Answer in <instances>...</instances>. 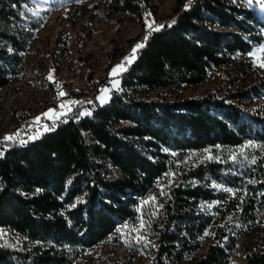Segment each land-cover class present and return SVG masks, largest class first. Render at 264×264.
<instances>
[{
    "label": "trees",
    "instance_id": "16d2710c",
    "mask_svg": "<svg viewBox=\"0 0 264 264\" xmlns=\"http://www.w3.org/2000/svg\"><path fill=\"white\" fill-rule=\"evenodd\" d=\"M28 2L0 0V88L39 24ZM259 4L175 0L105 101L95 89L51 130L0 141V264H89L85 251L106 240L125 250L118 264H231L240 239L244 264H264V71L244 59L264 39ZM106 7L144 27L157 4ZM231 65L204 93H152Z\"/></svg>",
    "mask_w": 264,
    "mask_h": 264
},
{
    "label": "rangeland",
    "instance_id": "374dc122",
    "mask_svg": "<svg viewBox=\"0 0 264 264\" xmlns=\"http://www.w3.org/2000/svg\"><path fill=\"white\" fill-rule=\"evenodd\" d=\"M107 1L29 0L27 5L30 13L40 20L25 58L9 82L0 88L2 139L8 131H12V127L29 125L44 109H47L46 112L53 110L57 94L61 91L88 96L97 89L100 100L107 98L117 84V74L111 75L112 69L120 65L119 59L125 61V57L131 58L133 48L141 43L147 30L169 18L175 0H154L157 4L156 13L145 17L144 27L130 13L107 14ZM255 9L264 21L261 3ZM262 48L264 39L244 57L256 66L257 71H253L252 75L264 71V67H260L264 63ZM109 49H113L118 60L108 64ZM236 68L234 65L214 68L204 82L173 88L158 87L152 93L163 97L204 93L221 84L222 74H232ZM50 73L53 77L51 81L48 79ZM54 85L62 88L57 90ZM13 114L21 118L14 120ZM205 154H209L208 150L192 152L195 159ZM5 236V230L0 228V240ZM124 251L122 247L106 240L87 249L82 260H87L89 264H118L126 258ZM244 252V239H240L231 264H244ZM145 263L143 259L141 264Z\"/></svg>",
    "mask_w": 264,
    "mask_h": 264
},
{
    "label": "built area",
    "instance_id": "2783aa9c",
    "mask_svg": "<svg viewBox=\"0 0 264 264\" xmlns=\"http://www.w3.org/2000/svg\"><path fill=\"white\" fill-rule=\"evenodd\" d=\"M123 63V65L126 64L125 61H122L119 59V64ZM56 82V80H55ZM116 87V86H115ZM61 89V86H58V90ZM118 89V87H116ZM78 94H65L64 96H58L55 99V104L52 106L53 110L57 112L56 117L50 118L45 117V109L41 113L39 117V120L37 121L32 120L29 125H21L18 127H12V131L7 132V136H13L14 138L11 139V141L15 143L25 142L29 138H32L37 134L38 131L43 130L46 131L50 128H52V123H54L58 117L59 114H62L64 111L69 110L72 106V104L79 98ZM64 104L66 107L61 108L60 105ZM3 139H0V141ZM2 146L0 145V149Z\"/></svg>",
    "mask_w": 264,
    "mask_h": 264
},
{
    "label": "snow or ice",
    "instance_id": "6c2138e0",
    "mask_svg": "<svg viewBox=\"0 0 264 264\" xmlns=\"http://www.w3.org/2000/svg\"><path fill=\"white\" fill-rule=\"evenodd\" d=\"M248 3H252V0H248ZM260 3H261V6L264 7V0H260ZM148 27L151 28L152 25L149 24ZM154 30H159V29L157 28V29H154ZM145 39H147V37H145ZM141 47H143V44H137V45L133 48V50H132V57H131V58H129V57H125V61H127L128 63H131V60H132V59H135V53H136V51H137L139 48H141ZM261 51L264 52V48H262ZM260 67H264V63H261V64H260ZM124 70H126V69L124 68L123 63H121L120 65H117L115 68L112 69V73H111V75H116V74H118L119 72L124 71ZM48 79H49L50 81L53 79L51 73L49 74ZM102 91H106V90H102ZM64 95H65V93H64L63 91H61V92L58 93V96H64ZM97 99H99V97H97ZM89 103H91V101H89ZM60 107H61V108H64V107H66V105L61 104ZM52 112H53V110L50 109L49 112H47V113L44 114L45 117H50V115L52 114ZM36 120L38 121V120H39V117H37ZM13 138H14L13 136H6V137H4L5 140H11V139H13ZM118 231H119V229H118ZM206 235H207V233H206ZM136 239H137L138 242H139V241H144V237H143V235H140V236L136 237ZM145 243H147V242L145 241ZM5 246H7V245H5Z\"/></svg>",
    "mask_w": 264,
    "mask_h": 264
},
{
    "label": "crops",
    "instance_id": "0c3cea01",
    "mask_svg": "<svg viewBox=\"0 0 264 264\" xmlns=\"http://www.w3.org/2000/svg\"><path fill=\"white\" fill-rule=\"evenodd\" d=\"M115 79L117 80L116 82L118 83L119 78L116 77ZM106 99H107V98H105V99H103V100H101V101H105ZM46 111H47V109H45L44 112L47 113ZM55 112H56V111H55ZM55 112H52V114L50 115V118H54V117H56L57 112H56V113H55Z\"/></svg>",
    "mask_w": 264,
    "mask_h": 264
},
{
    "label": "bare ground",
    "instance_id": "6f19581e",
    "mask_svg": "<svg viewBox=\"0 0 264 264\" xmlns=\"http://www.w3.org/2000/svg\"><path fill=\"white\" fill-rule=\"evenodd\" d=\"M58 86H60V85H54V87L58 90ZM61 88H62V86H61ZM56 122V121H55ZM55 122L54 123H52V128H53V126H54V124H55ZM52 128H50V129H48V130H51ZM48 130H46V131H48ZM4 137V136H3ZM0 139H2V137H0ZM19 144H23V142H20ZM0 154H2V151H1V149H0Z\"/></svg>",
    "mask_w": 264,
    "mask_h": 264
}]
</instances>
